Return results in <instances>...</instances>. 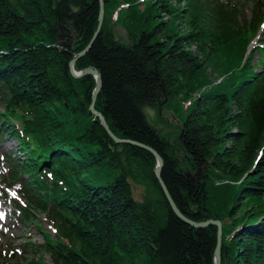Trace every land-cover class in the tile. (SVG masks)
I'll return each instance as SVG.
<instances>
[{"label":"trees","instance_id":"16d2710c","mask_svg":"<svg viewBox=\"0 0 264 264\" xmlns=\"http://www.w3.org/2000/svg\"><path fill=\"white\" fill-rule=\"evenodd\" d=\"M104 2L100 34L75 63L102 74L96 110L119 138L158 151L186 217L223 222L221 264H264V0H249L251 18L234 0ZM100 16L99 0H0V143H17L20 221L45 215L53 264H215L218 227L176 215L155 155L115 142L90 111L95 77L71 73ZM166 99L178 143L144 111Z\"/></svg>","mask_w":264,"mask_h":264},{"label":"rangeland","instance_id":"374dc122","mask_svg":"<svg viewBox=\"0 0 264 264\" xmlns=\"http://www.w3.org/2000/svg\"><path fill=\"white\" fill-rule=\"evenodd\" d=\"M234 2L242 6L244 16L247 18L252 17L249 0H234ZM113 27L117 38L123 42H128L123 26L116 24ZM262 37L263 33L260 34L258 40ZM257 43L258 41H255L250 50ZM259 56V54L256 55V63L259 61ZM207 72L210 79H214L218 83L224 81L225 77L219 76L211 68H208ZM218 79L222 81L219 82ZM168 100L166 99L156 106H146L144 111L149 123L162 136L168 138L172 143H178L182 121L175 113L176 102ZM16 149H18L17 143L12 138H6L3 143H0V207L2 212L5 213V217L0 219V264H29L30 261L53 264L50 257L44 253L41 247L46 243L44 233H48L52 238L55 236V231L50 226L47 218L45 215L39 214L36 216L35 221L23 223L19 218V210L14 205V203H21L17 194V190L20 188V181L13 183L9 180L13 164L8 156L14 154ZM21 157L23 158L24 156L21 155ZM2 179H6V182L2 181ZM133 190L135 198L140 200L143 189L134 185Z\"/></svg>","mask_w":264,"mask_h":264},{"label":"water","instance_id":"95a60500","mask_svg":"<svg viewBox=\"0 0 264 264\" xmlns=\"http://www.w3.org/2000/svg\"><path fill=\"white\" fill-rule=\"evenodd\" d=\"M100 1V6H101V16H100V23L98 26V29L92 39V41L89 43V45L82 50L81 52H79L77 55H75L72 60L70 61V70L71 73L73 74L74 77L76 78H80V77H84V76H88V75H92L95 77L96 79V87L93 91L92 94V103L90 105V111L92 114L96 115L99 118V121L101 123V125L106 129V131L108 132V134L114 139L115 142L117 143H128V144H134L137 146H140L142 148H145L147 150H149L150 152H152L156 159H157V167L155 169V173L156 176L159 180V183L162 187V190L167 198V200L169 201L172 209L174 210V212L176 213V215L181 218L183 221H185L186 223H188L189 225H192L196 228H204L210 225H216L218 227V245L216 248V254H215V264H221L222 263V244H223V224L222 221L219 219H210L207 221H203V222H196L193 221L191 219H189L188 217H186L182 211L178 208V206L176 205L166 183L164 182V180L162 179V171H163V167H164V159L163 157L158 153V151H156L153 147L148 146L146 144H142L136 141H132V140H127V139H121L118 136H116L112 130L110 129L109 124L107 123L106 118L104 117V115L100 112H98L95 108L96 105V101L98 99V96L100 94V91L102 90V86H103V81H102V74L100 73V71L94 67H88L87 69H84L82 71H77L75 69V63L76 61L85 56L92 48L93 43L95 42V40L97 39V37L100 34V31L102 29V25H103V20H104V0H99Z\"/></svg>","mask_w":264,"mask_h":264},{"label":"bare ground","instance_id":"6f19581e","mask_svg":"<svg viewBox=\"0 0 264 264\" xmlns=\"http://www.w3.org/2000/svg\"><path fill=\"white\" fill-rule=\"evenodd\" d=\"M192 50H194V51L196 52L197 47L192 48ZM218 81L221 82L222 80H221V79H218ZM216 82H217V81H216ZM217 83H218V82H217ZM0 213H1V211H0Z\"/></svg>","mask_w":264,"mask_h":264}]
</instances>
